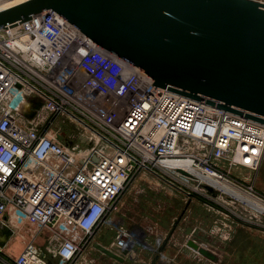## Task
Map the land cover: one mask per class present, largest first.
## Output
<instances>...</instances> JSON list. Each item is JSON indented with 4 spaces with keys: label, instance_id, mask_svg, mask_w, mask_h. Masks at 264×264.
<instances>
[{
    "label": "built area",
    "instance_id": "built-area-1",
    "mask_svg": "<svg viewBox=\"0 0 264 264\" xmlns=\"http://www.w3.org/2000/svg\"><path fill=\"white\" fill-rule=\"evenodd\" d=\"M153 84L55 11L0 28V222L14 230L0 264H73L84 243L113 224L116 202L142 172L187 195H227L264 227V209L203 179L264 204L233 175L263 164L264 124ZM44 113L76 122L95 143L64 144L46 132ZM23 224L37 229L13 255L7 248ZM129 238L120 227L113 247L127 249Z\"/></svg>",
    "mask_w": 264,
    "mask_h": 264
},
{
    "label": "water",
    "instance_id": "water-1",
    "mask_svg": "<svg viewBox=\"0 0 264 264\" xmlns=\"http://www.w3.org/2000/svg\"><path fill=\"white\" fill-rule=\"evenodd\" d=\"M50 10L105 51L147 74L154 81L152 86L264 124V4L250 0H27L0 10V28ZM185 211L175 220L159 253ZM13 236L14 230L0 222V247L5 248ZM187 244L204 257L218 260L197 242ZM96 246L120 262L131 250H119L120 255ZM159 258L160 254L152 264Z\"/></svg>",
    "mask_w": 264,
    "mask_h": 264
},
{
    "label": "rangeland",
    "instance_id": "rangeland-1",
    "mask_svg": "<svg viewBox=\"0 0 264 264\" xmlns=\"http://www.w3.org/2000/svg\"><path fill=\"white\" fill-rule=\"evenodd\" d=\"M44 116L46 132L64 144L73 139L79 141L84 149L95 143L90 142L89 130L69 118L61 120L47 113ZM94 138L97 141L98 138ZM162 175L170 179L168 175ZM233 175L264 195V162L256 172L237 168ZM184 210L172 238L159 253L175 220ZM111 219L113 224L103 225L84 243L73 264H152L158 254L160 258L156 264H264V227L261 220L220 192L206 189L201 196H190L161 177L142 172L116 202ZM120 227L129 231L136 242L124 262L108 256L96 246L100 244L113 250ZM36 229L29 224L20 225L7 251L13 255L20 253ZM189 240L214 253L218 260L212 261L189 247ZM141 242H146L149 248ZM38 244L44 246L45 242L42 240Z\"/></svg>",
    "mask_w": 264,
    "mask_h": 264
},
{
    "label": "bare ground",
    "instance_id": "bare-ground-1",
    "mask_svg": "<svg viewBox=\"0 0 264 264\" xmlns=\"http://www.w3.org/2000/svg\"><path fill=\"white\" fill-rule=\"evenodd\" d=\"M19 3L18 0H14V1H8L6 3H0V10L2 9H6V8H9L11 6H14L15 4ZM205 179L207 182L211 183L212 185H215L216 187L220 188L221 190H223L225 193H228L230 194L231 197L233 198H237V199H246L248 204L250 205V207L254 210H258V209H264V204L249 196L248 194L244 193L243 191L237 189L236 187L224 182V181H221V180H218V179H208V178H203ZM162 241V239H160L159 243ZM128 242H129V247L132 248V246L134 245V243H136L133 239L131 240L130 238L128 239ZM116 245L113 247V250L114 251H118L116 249ZM134 248V247H133ZM136 252V251H135ZM135 255V254H134Z\"/></svg>",
    "mask_w": 264,
    "mask_h": 264
},
{
    "label": "crops",
    "instance_id": "crops-1",
    "mask_svg": "<svg viewBox=\"0 0 264 264\" xmlns=\"http://www.w3.org/2000/svg\"><path fill=\"white\" fill-rule=\"evenodd\" d=\"M18 254H19V253H18ZM18 254H17V255H18Z\"/></svg>",
    "mask_w": 264,
    "mask_h": 264
}]
</instances>
